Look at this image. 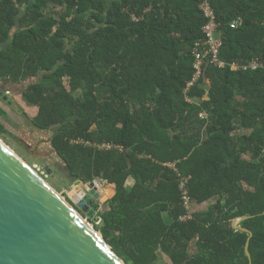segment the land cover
Returning a JSON list of instances; mask_svg holds the SVG:
<instances>
[{
    "label": "trees",
    "instance_id": "16d2710c",
    "mask_svg": "<svg viewBox=\"0 0 264 264\" xmlns=\"http://www.w3.org/2000/svg\"><path fill=\"white\" fill-rule=\"evenodd\" d=\"M200 2L0 0V88L36 108L27 122L76 183L114 186L98 230L126 264H249V232L264 264V71L229 66L264 63V0H209L225 65L207 56L188 86ZM167 162L189 176L187 221Z\"/></svg>",
    "mask_w": 264,
    "mask_h": 264
},
{
    "label": "water",
    "instance_id": "95a60500",
    "mask_svg": "<svg viewBox=\"0 0 264 264\" xmlns=\"http://www.w3.org/2000/svg\"><path fill=\"white\" fill-rule=\"evenodd\" d=\"M95 180L77 203L89 221L110 198L95 190ZM98 233L0 143V264H126ZM249 237L244 251L250 264Z\"/></svg>",
    "mask_w": 264,
    "mask_h": 264
},
{
    "label": "rangeland",
    "instance_id": "374dc122",
    "mask_svg": "<svg viewBox=\"0 0 264 264\" xmlns=\"http://www.w3.org/2000/svg\"><path fill=\"white\" fill-rule=\"evenodd\" d=\"M23 84H25L23 82ZM0 88V106L7 112L8 119L0 117V123L5 129L0 132V140L17 154L38 176H40L54 191L69 204L94 231L99 232L102 225L98 217L87 220L86 214L77 203L85 195V184L76 183L64 163L58 159L49 144L50 131H41L32 127L26 120V113L32 116L36 108L28 105L21 99L19 92H5ZM26 104V105H25ZM95 182L103 185L104 181L96 179ZM105 186V185H104ZM104 196V197H110ZM104 201L99 211L105 206ZM98 216V215H97ZM169 263L165 255L160 254L156 264Z\"/></svg>",
    "mask_w": 264,
    "mask_h": 264
},
{
    "label": "built area",
    "instance_id": "2783aa9c",
    "mask_svg": "<svg viewBox=\"0 0 264 264\" xmlns=\"http://www.w3.org/2000/svg\"><path fill=\"white\" fill-rule=\"evenodd\" d=\"M199 8L201 9L204 17H205V23L202 26V31L205 36V40L202 42L204 45V48L199 50L198 46H195L193 48V56H194V62L193 66L195 69V72L192 76L191 81L187 83V85H192L202 74V65L204 62V59L208 56L209 62L212 63L213 65H216L218 67H223L225 63L220 60L219 58V47L221 45V39L218 35H216V22H215V17L214 13L210 7L209 0H201L199 4ZM242 23V18L240 16L235 17L232 21H230L229 25L232 28H237L241 25ZM230 69L232 70H237V69H242V70H256V69H262L264 71V63L260 61L258 58H253L252 60L247 61L246 63H230ZM187 88H185L186 90ZM8 93V92H7ZM202 117H205V114H201ZM76 142L84 143L83 140H78ZM85 144H90L88 142H85ZM93 146L99 148V149H106L110 147V144H93ZM163 165L168 166L171 168L175 176L178 180L177 188L179 191L180 195V200H181V205L183 209V213L179 215L178 220L179 221H187L192 217V209H191V198H190V193L188 190V179L189 176H183L181 175L174 162H167L163 163ZM95 217H97L95 215ZM98 220L100 218L98 217Z\"/></svg>",
    "mask_w": 264,
    "mask_h": 264
},
{
    "label": "bare ground",
    "instance_id": "6f19581e",
    "mask_svg": "<svg viewBox=\"0 0 264 264\" xmlns=\"http://www.w3.org/2000/svg\"><path fill=\"white\" fill-rule=\"evenodd\" d=\"M0 143L6 148V149H8L13 155H15L17 158H19L20 160H22L17 154H15L14 152H13V150H11L8 146H6L1 140H0ZM22 162H24L23 160H22ZM25 163V162H24ZM26 164V163H25ZM27 165V164H26ZM28 166V165H27ZM35 174H37L30 166H28ZM44 181V180H43ZM45 182V181H44ZM46 183V182H45ZM47 184V183H46ZM48 185V184H47ZM94 188H95V190L97 191V192H99L100 193V195L102 196V197H104V196H108V195H110L112 192H111V190H110V188L108 187V186H104V185H99V184H97L96 182H94ZM57 194V193H56ZM58 195V194H57ZM59 196V195H58ZM60 197V196H59ZM61 198V197H60ZM61 200H63L62 198H61ZM64 201V200H63ZM65 202V201H64ZM69 205V204H68ZM70 206V205H69ZM71 207V206H70ZM72 208V207H71ZM73 209V208H72ZM74 210V209H73ZM76 212V211H75ZM77 213V212H76ZM79 215V214H78ZM80 216V215H79ZM81 217V216H80ZM81 219H82V221L85 223V225L91 230V232H93L96 236H98L99 237V233L98 232H96V231H94L93 229H92V227L87 223V222H85V220L81 217Z\"/></svg>",
    "mask_w": 264,
    "mask_h": 264
},
{
    "label": "crops",
    "instance_id": "0c3cea01",
    "mask_svg": "<svg viewBox=\"0 0 264 264\" xmlns=\"http://www.w3.org/2000/svg\"><path fill=\"white\" fill-rule=\"evenodd\" d=\"M5 92H8V91H5ZM26 105V104H25ZM35 113H36V110H35ZM35 113L32 115V116H34L35 115ZM32 116H30V117H32ZM102 181V180H101ZM103 185H105V186H108L109 188H110V190H111V196L114 194V192H115V190H114V186L113 185H111V184H107V183H103ZM110 196V197H111ZM211 203V200L210 201H206V202H203V203H201V204H198V205H196V206H194V210H204V209H206L207 208V206H208V204H210Z\"/></svg>",
    "mask_w": 264,
    "mask_h": 264
}]
</instances>
